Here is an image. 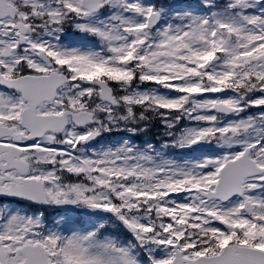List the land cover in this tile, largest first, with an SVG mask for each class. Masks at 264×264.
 <instances>
[{
	"label": "snow or ice",
	"instance_id": "1",
	"mask_svg": "<svg viewBox=\"0 0 264 264\" xmlns=\"http://www.w3.org/2000/svg\"><path fill=\"white\" fill-rule=\"evenodd\" d=\"M0 264H264V0H0Z\"/></svg>",
	"mask_w": 264,
	"mask_h": 264
},
{
	"label": "rangeland",
	"instance_id": "2",
	"mask_svg": "<svg viewBox=\"0 0 264 264\" xmlns=\"http://www.w3.org/2000/svg\"><path fill=\"white\" fill-rule=\"evenodd\" d=\"M189 2H195V0H189ZM48 214H51L50 212Z\"/></svg>",
	"mask_w": 264,
	"mask_h": 264
}]
</instances>
